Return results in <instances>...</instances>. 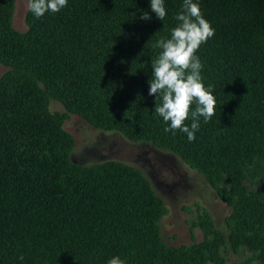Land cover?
Returning a JSON list of instances; mask_svg holds the SVG:
<instances>
[{
	"label": "trees",
	"instance_id": "obj_1",
	"mask_svg": "<svg viewBox=\"0 0 264 264\" xmlns=\"http://www.w3.org/2000/svg\"><path fill=\"white\" fill-rule=\"evenodd\" d=\"M193 2L215 29L195 54L216 108L189 142L164 131L170 122L154 112L162 98L148 83L183 0H164L163 21L150 0H68L39 19L27 10L24 31L12 24L14 0H0V264H224L227 244L264 264V188L244 185L264 182V0ZM51 99L65 110L50 111ZM69 112L201 172L230 206L227 235L195 202L204 240L166 244L158 221L167 207L138 168L72 160Z\"/></svg>",
	"mask_w": 264,
	"mask_h": 264
},
{
	"label": "rangeland",
	"instance_id": "obj_2",
	"mask_svg": "<svg viewBox=\"0 0 264 264\" xmlns=\"http://www.w3.org/2000/svg\"><path fill=\"white\" fill-rule=\"evenodd\" d=\"M27 3L28 0H14L12 24L20 31L26 29ZM7 68L0 62V77ZM49 109L64 111L65 107L51 99ZM63 127L74 139L71 151L74 162L88 165L117 160L142 172L167 207V212L158 221L160 236L166 244L178 246L204 240V230L197 224L195 202L208 211L215 227L227 235L225 217L230 213V206L218 197L204 175L179 155L159 148L150 141H134L119 131L94 127L72 112L64 120ZM244 185L247 191L264 188V182L255 178H247ZM186 206H190L191 210H186ZM222 252L224 264H263L253 258L244 246L234 250L227 244Z\"/></svg>",
	"mask_w": 264,
	"mask_h": 264
},
{
	"label": "clouds",
	"instance_id": "obj_3",
	"mask_svg": "<svg viewBox=\"0 0 264 264\" xmlns=\"http://www.w3.org/2000/svg\"><path fill=\"white\" fill-rule=\"evenodd\" d=\"M67 3L68 0H28L27 7L39 19L47 12H59ZM150 8L158 19L164 20L167 15L164 0H150ZM140 18L151 19L147 12ZM175 19L179 23L172 29L170 38L157 42L156 46L162 51L151 63L149 95H155L156 100L162 98V103H156L154 112L166 124L170 122L164 131L175 135L176 130H180L192 142L200 127L199 118L203 117L207 123L215 115L214 89L211 84L205 86L201 75L203 64L195 54L215 35V29L204 18L199 3L193 0H183L182 10ZM193 104L195 108L191 110ZM189 118L192 120L190 127L185 124ZM108 264H126V261L116 256Z\"/></svg>",
	"mask_w": 264,
	"mask_h": 264
}]
</instances>
